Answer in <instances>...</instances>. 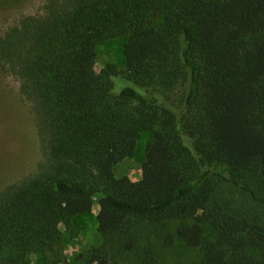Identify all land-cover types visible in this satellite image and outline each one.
<instances>
[{"label":"trees","instance_id":"1","mask_svg":"<svg viewBox=\"0 0 264 264\" xmlns=\"http://www.w3.org/2000/svg\"><path fill=\"white\" fill-rule=\"evenodd\" d=\"M120 37L129 75L98 72L96 46ZM0 66L46 146L0 194V264L59 259L61 228L95 200L105 242L89 264H157L139 224L201 264H264V0H49L0 41ZM144 132L141 179L108 176Z\"/></svg>","mask_w":264,"mask_h":264},{"label":"rangeland","instance_id":"2","mask_svg":"<svg viewBox=\"0 0 264 264\" xmlns=\"http://www.w3.org/2000/svg\"><path fill=\"white\" fill-rule=\"evenodd\" d=\"M7 1L6 5L0 6V41L24 18L39 16L45 12L49 0ZM126 42V38L120 37L96 46L98 72L107 65H114L122 75H129L124 56ZM37 126L33 107L21 95L17 78L0 66V194L6 187L21 184L40 171L45 160L46 146ZM152 140L153 134L144 132L136 155L118 167L109 169L108 176L128 177L132 182H138L142 176L146 150ZM97 213L98 200H95L91 214L75 217L70 227L61 228L62 247L59 259L45 260L40 255L32 254L29 257L30 263L89 264L86 258L80 259V255L87 254L93 248L102 247L105 242L98 230ZM175 229L181 234L184 226L178 224ZM137 230L140 233L138 246L141 255L144 256L147 248H154L158 252L157 264H201L200 250L189 249L181 242L166 248L157 231L147 224L137 225ZM116 246L117 241L110 243V247ZM132 260L135 258H122L123 264H131Z\"/></svg>","mask_w":264,"mask_h":264}]
</instances>
